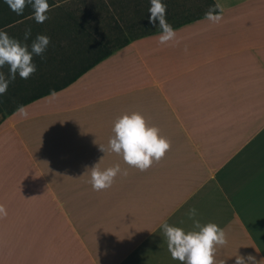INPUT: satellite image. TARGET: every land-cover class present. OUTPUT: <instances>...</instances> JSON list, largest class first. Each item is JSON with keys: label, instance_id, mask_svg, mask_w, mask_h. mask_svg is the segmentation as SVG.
<instances>
[{"label": "crops", "instance_id": "obj_1", "mask_svg": "<svg viewBox=\"0 0 264 264\" xmlns=\"http://www.w3.org/2000/svg\"><path fill=\"white\" fill-rule=\"evenodd\" d=\"M162 2L166 44L150 0H62L0 29L51 38L0 95V264H181L161 225L194 220L226 232L217 262L264 258V0ZM132 112L171 141L143 172L100 150ZM96 164L128 175L96 191Z\"/></svg>", "mask_w": 264, "mask_h": 264}, {"label": "clouds", "instance_id": "obj_2", "mask_svg": "<svg viewBox=\"0 0 264 264\" xmlns=\"http://www.w3.org/2000/svg\"><path fill=\"white\" fill-rule=\"evenodd\" d=\"M10 9L17 15H23L25 7L33 8V19L37 23H43L48 19L46 13L50 11L48 0H6ZM149 22L161 29L159 43L166 44L175 39L176 33L172 25L166 20L167 6L162 0H150ZM219 10V11H217ZM222 8L215 5L205 13V18L213 23H219L222 16L219 14ZM31 35L28 28L24 33V41ZM51 38L38 34L29 46L26 42L10 37L7 32L0 30V69L8 66V74L0 71V95L6 93L8 86L19 74L21 79H28L37 71L33 62V56H43L49 46ZM16 112L27 118L28 112L24 105H20ZM114 135L109 139L107 148L100 146L102 152L111 151L121 155L123 161L130 167L146 171L153 162H159L170 149L171 141L160 135V129L150 126L144 116L139 112H132L120 116L114 123ZM91 172V184L94 190L100 191L110 188L118 174L128 175L127 169H121L119 164L101 170L98 164L93 166ZM0 215L6 216L7 212L0 205ZM197 215L195 208L189 209L190 219ZM167 240V248L173 260L181 264H225L217 262V246L223 247L228 243L226 232L215 223L201 225L194 220L192 230L169 225L167 222L161 225ZM235 264H264V258L259 261L253 255L237 254Z\"/></svg>", "mask_w": 264, "mask_h": 264}, {"label": "rangeland", "instance_id": "obj_3", "mask_svg": "<svg viewBox=\"0 0 264 264\" xmlns=\"http://www.w3.org/2000/svg\"><path fill=\"white\" fill-rule=\"evenodd\" d=\"M59 1H62V0H48V3H53V2H59ZM33 8L31 7V5L25 7L24 9V13H27V12H30L32 11ZM18 15L13 12L9 5L6 3V0H0V18H9V17H17ZM0 22H1V19H0Z\"/></svg>", "mask_w": 264, "mask_h": 264}, {"label": "trees", "instance_id": "obj_4", "mask_svg": "<svg viewBox=\"0 0 264 264\" xmlns=\"http://www.w3.org/2000/svg\"><path fill=\"white\" fill-rule=\"evenodd\" d=\"M54 4H56V2L50 3L49 5L52 6V5H54ZM32 14H33V10L30 11V12H27V13H24V12H23V15H18L17 17H9V18H2V17H1V18H0V19H1V22H0V29L6 27V26H8V25H10V24H12V23L18 21V20H21V19H23V18H25V17H27V16H30V15H32Z\"/></svg>", "mask_w": 264, "mask_h": 264}]
</instances>
